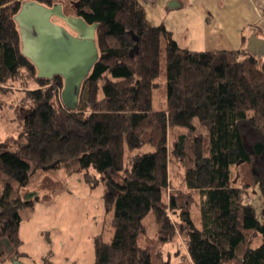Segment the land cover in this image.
Masks as SVG:
<instances>
[{
    "label": "trees",
    "instance_id": "obj_1",
    "mask_svg": "<svg viewBox=\"0 0 264 264\" xmlns=\"http://www.w3.org/2000/svg\"><path fill=\"white\" fill-rule=\"evenodd\" d=\"M24 1L0 0V257L22 254L21 208L39 200L22 190L80 172L106 186L112 236L94 238V264H175L164 252L178 234L186 253L176 264H264V219L248 199L264 190V63L183 47L141 0H34L98 23L99 58L71 108L64 77L38 76L22 51ZM145 144L154 149L136 151Z\"/></svg>",
    "mask_w": 264,
    "mask_h": 264
},
{
    "label": "crops",
    "instance_id": "obj_2",
    "mask_svg": "<svg viewBox=\"0 0 264 264\" xmlns=\"http://www.w3.org/2000/svg\"><path fill=\"white\" fill-rule=\"evenodd\" d=\"M141 1L149 21L165 24L179 44L189 49L241 50L253 29L264 38V0ZM195 40L200 49L193 46ZM12 183L18 187L17 182ZM105 189L104 183L91 188L80 172L61 182L46 176L37 188L23 189L25 198L33 190L39 200L21 208L22 254L8 257L12 249L7 248L0 264H94V238L103 234L109 240L112 236Z\"/></svg>",
    "mask_w": 264,
    "mask_h": 264
},
{
    "label": "water",
    "instance_id": "obj_3",
    "mask_svg": "<svg viewBox=\"0 0 264 264\" xmlns=\"http://www.w3.org/2000/svg\"><path fill=\"white\" fill-rule=\"evenodd\" d=\"M54 16L63 19L65 25L55 22ZM15 17L21 33L22 51L37 66L38 76L62 75L63 101L76 108L82 84L99 58L98 23L90 24L81 16L65 13L62 3L49 6L34 0L24 1ZM241 51L252 54L259 61L264 60V38L253 29Z\"/></svg>",
    "mask_w": 264,
    "mask_h": 264
},
{
    "label": "rangeland",
    "instance_id": "obj_4",
    "mask_svg": "<svg viewBox=\"0 0 264 264\" xmlns=\"http://www.w3.org/2000/svg\"><path fill=\"white\" fill-rule=\"evenodd\" d=\"M53 19L58 23H61V24L64 23V21L58 17H53ZM176 35L179 36V38H181V36H182L180 31H176ZM194 42L195 43H193L194 44L193 46L197 49H200V47H198V45L196 43V40ZM260 63H262V62H260ZM63 88H64V86H63ZM159 94H160L159 90L158 91L156 90L155 94H154V103H155L156 108L160 107L161 101L165 102L164 97L159 96ZM152 149H154V148L151 144H145L141 148L137 149L136 151H138V150L149 151ZM130 159L131 158H128V161H130ZM255 167H256V171L260 174V176L264 180V155L255 164ZM170 174H171V185L170 186L171 187L180 186V180H179V177L176 173L175 168L171 167V173ZM263 186H264V184H263ZM27 194H28L27 198H29L30 196L31 197L35 196V194H37V192L30 190L29 192H27ZM248 197H249L248 199L257 208L259 216L262 219H264V210H263L264 190H262V185L255 188V189H251L250 193L248 194ZM144 222L147 225L149 234L152 236H156L157 235V224H156V220H155V214L153 211L149 212V214L144 218ZM164 253L169 258V260H171L172 263H175V264L178 263V261H180L182 259L183 255L186 253V245H185L183 237H181V235H179V234L176 235V237L173 239V241L169 242L166 245Z\"/></svg>",
    "mask_w": 264,
    "mask_h": 264
},
{
    "label": "flooded vegetation",
    "instance_id": "obj_5",
    "mask_svg": "<svg viewBox=\"0 0 264 264\" xmlns=\"http://www.w3.org/2000/svg\"><path fill=\"white\" fill-rule=\"evenodd\" d=\"M56 17V16H54ZM59 18V17H58ZM61 19V18H60ZM63 20V19H62ZM55 21V20H54ZM56 22V21H55ZM58 23V22H57ZM61 24V23H60ZM63 25H65V22L63 23ZM69 29V28H68ZM71 32H73L72 30H70ZM74 33V32H73Z\"/></svg>",
    "mask_w": 264,
    "mask_h": 264
}]
</instances>
